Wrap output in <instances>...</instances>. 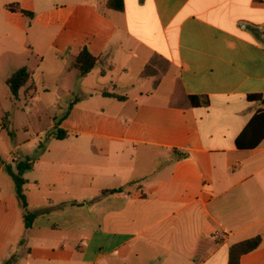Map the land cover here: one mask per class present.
I'll return each instance as SVG.
<instances>
[{"label": "crops", "instance_id": "crops-1", "mask_svg": "<svg viewBox=\"0 0 264 264\" xmlns=\"http://www.w3.org/2000/svg\"><path fill=\"white\" fill-rule=\"evenodd\" d=\"M123 1L0 0L5 97L63 113L9 143L0 102V264H229L256 236L240 264H264V140L236 145L264 97V0ZM27 158L28 229L7 171Z\"/></svg>", "mask_w": 264, "mask_h": 264}, {"label": "trees", "instance_id": "trees-1", "mask_svg": "<svg viewBox=\"0 0 264 264\" xmlns=\"http://www.w3.org/2000/svg\"><path fill=\"white\" fill-rule=\"evenodd\" d=\"M109 5L111 8L122 11L124 9L123 0H109ZM8 8L13 11H20L25 15L30 17L33 16L32 13L20 9L18 4L8 5ZM97 58L94 57L87 49H83L82 52L75 58L72 63V68L79 71L80 75L87 76L97 65ZM30 78V73L27 68H21L16 71L8 80L7 84L13 97L17 98L20 89L26 85ZM106 96H113L118 99H125L124 96L115 95L113 93H104ZM249 100L259 101L262 107L255 113L251 121L247 124L242 133L238 136L236 140V145L239 149H252L260 145L264 140V97L262 95H249ZM190 104L194 107L198 106H208L209 99L207 97L201 96H190ZM67 132L63 130H57L55 133L56 138L64 139L67 137ZM33 168V161L31 159H24L16 164V169L14 170L11 165L7 166V171L10 174L15 187L16 195L20 202L22 209L24 210V220L26 228H31L36 215L28 210V202L26 194L24 191V186L27 180L24 178V174ZM262 238L256 236L234 244L230 248L229 254V264H240V258L242 255L252 252L260 246ZM13 259H10L6 264H10Z\"/></svg>", "mask_w": 264, "mask_h": 264}, {"label": "rangeland", "instance_id": "rangeland-1", "mask_svg": "<svg viewBox=\"0 0 264 264\" xmlns=\"http://www.w3.org/2000/svg\"><path fill=\"white\" fill-rule=\"evenodd\" d=\"M5 89H8L5 83L0 85V102L8 112V121L3 123V131L9 143L13 141L12 138L14 139L13 133L19 138L28 139L34 131H47L49 125L56 121L55 117L60 118L63 115L61 110L55 109V105L36 102L31 104L23 97L20 100L7 99ZM5 158V155L0 151V161Z\"/></svg>", "mask_w": 264, "mask_h": 264}, {"label": "built area", "instance_id": "built-area-1", "mask_svg": "<svg viewBox=\"0 0 264 264\" xmlns=\"http://www.w3.org/2000/svg\"><path fill=\"white\" fill-rule=\"evenodd\" d=\"M12 161L13 162H17L18 161V158L17 157H12Z\"/></svg>", "mask_w": 264, "mask_h": 264}]
</instances>
